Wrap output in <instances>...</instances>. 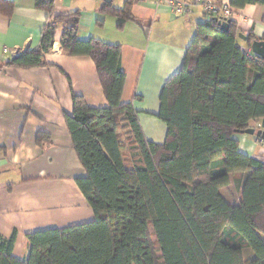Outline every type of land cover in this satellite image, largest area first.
<instances>
[{
    "label": "trees",
    "instance_id": "16d2710c",
    "mask_svg": "<svg viewBox=\"0 0 264 264\" xmlns=\"http://www.w3.org/2000/svg\"><path fill=\"white\" fill-rule=\"evenodd\" d=\"M36 3L53 11L54 0ZM131 5L108 0L100 12L138 22ZM13 6L0 0V14L11 15ZM79 22V12L52 18L38 48L0 68L47 66L59 24L61 49L95 62L108 106L90 107L74 94L73 114L65 116L87 172L77 184L95 220L27 234L24 259L14 256L18 231L0 233V264H264V162L239 150V137L264 119V59L242 50L234 21L228 32L217 19L200 22L181 69L162 88L157 117L167 135L155 143L134 104L123 103L121 46L79 40ZM247 37L249 47L264 40ZM237 174L244 176L232 204L222 189ZM246 248L256 259L245 261Z\"/></svg>",
    "mask_w": 264,
    "mask_h": 264
},
{
    "label": "crops",
    "instance_id": "0c3cea01",
    "mask_svg": "<svg viewBox=\"0 0 264 264\" xmlns=\"http://www.w3.org/2000/svg\"><path fill=\"white\" fill-rule=\"evenodd\" d=\"M12 1V14H0V64L38 48L52 18L79 12V40L121 46V66L126 73L123 103L134 104L149 141H165L167 125L157 117L161 91L181 69L196 27L204 21L200 7L191 14L175 15L151 0H131L136 22L101 13L108 0H54L52 12L38 7L36 0ZM127 1L114 0V4L123 9ZM214 1L232 5V21L240 33L264 36V4ZM62 32L59 24L53 47L45 55L47 66L0 68V233L9 237L18 231L14 248L18 259L29 255L27 234L95 220L77 184L87 172L65 116L73 114L74 94L93 108H106L108 101L95 62L89 56L65 53ZM240 45L252 53L242 38ZM239 138L240 152L264 162V141L248 134ZM239 176L244 174L232 176V183ZM239 197L240 193L236 200L226 198L238 204Z\"/></svg>",
    "mask_w": 264,
    "mask_h": 264
},
{
    "label": "built area",
    "instance_id": "2783aa9c",
    "mask_svg": "<svg viewBox=\"0 0 264 264\" xmlns=\"http://www.w3.org/2000/svg\"><path fill=\"white\" fill-rule=\"evenodd\" d=\"M156 7H167L175 15H187L193 13L196 7H200L206 21L217 19L218 21H232L235 10L229 3L216 2L214 0H151ZM242 48V47H241ZM247 54H251L242 48ZM261 121L255 125L259 127Z\"/></svg>",
    "mask_w": 264,
    "mask_h": 264
},
{
    "label": "water",
    "instance_id": "95a60500",
    "mask_svg": "<svg viewBox=\"0 0 264 264\" xmlns=\"http://www.w3.org/2000/svg\"><path fill=\"white\" fill-rule=\"evenodd\" d=\"M219 24L223 31L228 32L231 27V21H219ZM240 38L243 40H247L248 37L243 33L239 34ZM251 51L253 54L264 59V40H255L251 44ZM245 134L256 136L258 140L264 141V119L261 121V125L259 127H250L246 131Z\"/></svg>",
    "mask_w": 264,
    "mask_h": 264
},
{
    "label": "rangeland",
    "instance_id": "374dc122",
    "mask_svg": "<svg viewBox=\"0 0 264 264\" xmlns=\"http://www.w3.org/2000/svg\"><path fill=\"white\" fill-rule=\"evenodd\" d=\"M227 187L223 189V194L230 200H236L240 193L239 187L236 184V181H233V183L231 182V186H229L228 188ZM260 236L264 240V233H260ZM244 255H245L244 258L246 262H250L256 259V254L251 248H246L244 251Z\"/></svg>",
    "mask_w": 264,
    "mask_h": 264
}]
</instances>
